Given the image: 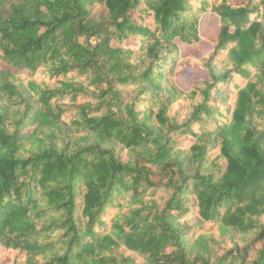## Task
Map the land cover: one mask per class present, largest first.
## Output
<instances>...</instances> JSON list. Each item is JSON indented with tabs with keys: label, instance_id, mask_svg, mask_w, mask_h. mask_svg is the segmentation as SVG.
Wrapping results in <instances>:
<instances>
[{
	"label": "trees",
	"instance_id": "trees-1",
	"mask_svg": "<svg viewBox=\"0 0 264 264\" xmlns=\"http://www.w3.org/2000/svg\"><path fill=\"white\" fill-rule=\"evenodd\" d=\"M0 264H264V0H0Z\"/></svg>",
	"mask_w": 264,
	"mask_h": 264
},
{
	"label": "rangeland",
	"instance_id": "rangeland-1",
	"mask_svg": "<svg viewBox=\"0 0 264 264\" xmlns=\"http://www.w3.org/2000/svg\"><path fill=\"white\" fill-rule=\"evenodd\" d=\"M205 21H209V22H206L207 24H205V25H203V26H201V29H202V31H205V33H210V32H213L214 33V31L216 30V28L215 27H213L212 25L213 24H210V23H212L211 21H210V19H205L204 20V22ZM202 44L201 45H196V46H193V52H194V54L197 56V55H199V54H201L202 52H201V50H202ZM204 49L207 51L208 50V46H207V43H206V46H205V43H204ZM183 52H185L184 50H183ZM198 77H206V74L205 73H201V74H191V72L189 71L188 73H184L183 74V79L185 80V82L186 81H188V80H190V79H193V78H198Z\"/></svg>",
	"mask_w": 264,
	"mask_h": 264
}]
</instances>
